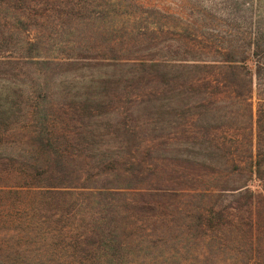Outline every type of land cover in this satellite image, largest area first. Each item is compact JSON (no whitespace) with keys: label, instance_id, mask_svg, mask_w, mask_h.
Segmentation results:
<instances>
[{"label":"trees","instance_id":"16d2710c","mask_svg":"<svg viewBox=\"0 0 264 264\" xmlns=\"http://www.w3.org/2000/svg\"><path fill=\"white\" fill-rule=\"evenodd\" d=\"M193 4L0 0V264H264V0Z\"/></svg>","mask_w":264,"mask_h":264},{"label":"rangeland","instance_id":"374dc122","mask_svg":"<svg viewBox=\"0 0 264 264\" xmlns=\"http://www.w3.org/2000/svg\"><path fill=\"white\" fill-rule=\"evenodd\" d=\"M137 2L142 3L143 6H149L154 8L152 11L142 8L144 11L136 21V24L139 26L142 25H149L151 23L157 22V23H174L177 22L176 19H174L171 15H168L167 12H174V11H183L184 9L190 10L195 8L201 9L200 5H194L193 0H135ZM136 3V2H135ZM220 6V5H219ZM157 9L161 10V12H157ZM189 8V9H188ZM131 9L134 11L133 6H126L124 10ZM165 12V13H164ZM147 131L144 132L143 138L144 140H153V138L156 137L158 132H154L153 130L146 129ZM159 138V137H158ZM161 139L156 140L154 143L157 147L153 149V153L155 155H163V153L160 150L161 142H159ZM162 245L157 244L156 246H149L144 247L143 249H135L134 251H131L126 254V257L119 260H113V261H102V264H183L188 261H182L183 263H178L174 259H168L166 260L164 256H168L167 251L161 252Z\"/></svg>","mask_w":264,"mask_h":264}]
</instances>
